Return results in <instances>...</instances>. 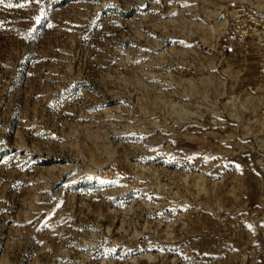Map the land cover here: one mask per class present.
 <instances>
[{"label": "rangeland", "instance_id": "rangeland-1", "mask_svg": "<svg viewBox=\"0 0 264 264\" xmlns=\"http://www.w3.org/2000/svg\"><path fill=\"white\" fill-rule=\"evenodd\" d=\"M0 264H264V0H2Z\"/></svg>", "mask_w": 264, "mask_h": 264}, {"label": "built area", "instance_id": "built-area-1", "mask_svg": "<svg viewBox=\"0 0 264 264\" xmlns=\"http://www.w3.org/2000/svg\"><path fill=\"white\" fill-rule=\"evenodd\" d=\"M251 22H254V21H251ZM258 24H260V22H259V21H258V22H255V26H256V25H258Z\"/></svg>", "mask_w": 264, "mask_h": 264}, {"label": "water", "instance_id": "water-1", "mask_svg": "<svg viewBox=\"0 0 264 264\" xmlns=\"http://www.w3.org/2000/svg\"><path fill=\"white\" fill-rule=\"evenodd\" d=\"M219 16H220V17H221V16H223V15H222V13H220V15H219Z\"/></svg>", "mask_w": 264, "mask_h": 264}, {"label": "snow or ice", "instance_id": "snow-or-ice-1", "mask_svg": "<svg viewBox=\"0 0 264 264\" xmlns=\"http://www.w3.org/2000/svg\"><path fill=\"white\" fill-rule=\"evenodd\" d=\"M0 2H2V0H0Z\"/></svg>", "mask_w": 264, "mask_h": 264}]
</instances>
